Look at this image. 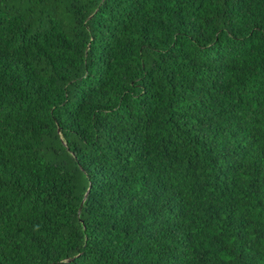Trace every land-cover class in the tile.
Wrapping results in <instances>:
<instances>
[{"label":"trees","instance_id":"trees-1","mask_svg":"<svg viewBox=\"0 0 264 264\" xmlns=\"http://www.w3.org/2000/svg\"><path fill=\"white\" fill-rule=\"evenodd\" d=\"M0 264H264V0H0Z\"/></svg>","mask_w":264,"mask_h":264}]
</instances>
